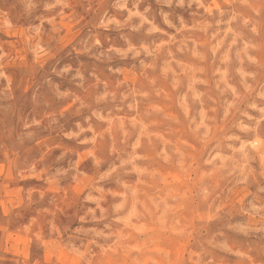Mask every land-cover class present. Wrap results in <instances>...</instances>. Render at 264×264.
Returning <instances> with one entry per match:
<instances>
[{"label": "rangeland", "instance_id": "rangeland-1", "mask_svg": "<svg viewBox=\"0 0 264 264\" xmlns=\"http://www.w3.org/2000/svg\"><path fill=\"white\" fill-rule=\"evenodd\" d=\"M0 264H264V0H0Z\"/></svg>", "mask_w": 264, "mask_h": 264}, {"label": "clouds", "instance_id": "clouds-1", "mask_svg": "<svg viewBox=\"0 0 264 264\" xmlns=\"http://www.w3.org/2000/svg\"><path fill=\"white\" fill-rule=\"evenodd\" d=\"M136 15H139V13H136V12L131 13V15L129 16V19H131L132 16H136ZM109 23H111V21H109ZM104 26L107 27V25H104ZM70 70H71L70 67H66V68L63 69L64 72H68ZM83 131H85V129L81 128V132H83ZM68 135L71 137V136L79 135V133H70Z\"/></svg>", "mask_w": 264, "mask_h": 264}]
</instances>
